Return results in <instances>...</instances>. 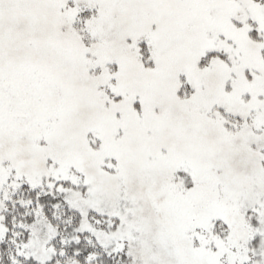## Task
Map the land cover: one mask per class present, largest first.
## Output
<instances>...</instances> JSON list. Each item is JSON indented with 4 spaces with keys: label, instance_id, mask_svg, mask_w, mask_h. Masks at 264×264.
<instances>
[{
    "label": "snow or ice",
    "instance_id": "snow-or-ice-1",
    "mask_svg": "<svg viewBox=\"0 0 264 264\" xmlns=\"http://www.w3.org/2000/svg\"><path fill=\"white\" fill-rule=\"evenodd\" d=\"M0 264H264V0H0Z\"/></svg>",
    "mask_w": 264,
    "mask_h": 264
}]
</instances>
